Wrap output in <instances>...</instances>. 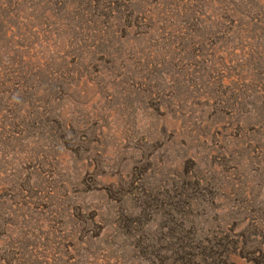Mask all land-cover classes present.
Segmentation results:
<instances>
[{
    "label": "rangeland",
    "instance_id": "rangeland-1",
    "mask_svg": "<svg viewBox=\"0 0 264 264\" xmlns=\"http://www.w3.org/2000/svg\"><path fill=\"white\" fill-rule=\"evenodd\" d=\"M0 264H264V0H0Z\"/></svg>",
    "mask_w": 264,
    "mask_h": 264
}]
</instances>
